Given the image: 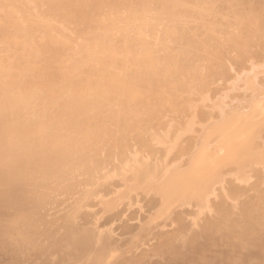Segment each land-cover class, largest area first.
<instances>
[{
	"label": "bare ground",
	"instance_id": "1",
	"mask_svg": "<svg viewBox=\"0 0 264 264\" xmlns=\"http://www.w3.org/2000/svg\"><path fill=\"white\" fill-rule=\"evenodd\" d=\"M0 264H264V0H0Z\"/></svg>",
	"mask_w": 264,
	"mask_h": 264
},
{
	"label": "rangeland",
	"instance_id": "2",
	"mask_svg": "<svg viewBox=\"0 0 264 264\" xmlns=\"http://www.w3.org/2000/svg\"><path fill=\"white\" fill-rule=\"evenodd\" d=\"M176 123H177V122H176ZM173 124L175 125V123H173ZM177 124H178V123H177ZM181 126H182V125H181ZM148 140H149V144H148V145L150 146L149 148H150V150H152V151L154 152V153L152 152V154L150 155V158H152L153 160L151 161L150 159H147V157H146V155H145V154H146V153H145L146 151H145V150H142V151H144V152H141V153H140L141 155H138V158H140V159H138V158L135 159L136 162H137V160L139 161V162H138V165H136L137 163H135L134 160H133L134 163L131 162V163L133 164L132 166L135 165L136 167H140V166L143 167V166L140 165V164L142 163V164L144 165V163H145V165H144L143 168L140 167V170H142V171H143L145 168H146L145 171L147 170V165H146V164H147V163L149 164L150 161H151V164H154V165L156 164V162H155V161H156V158H155V156H152V155H154L155 153L158 154V153L160 152V150H161L160 148H161V146H162V144H161L160 141H158V142L156 141V143L153 141V144H152V143H151L152 140H150V139H148ZM150 143H151V144H150ZM158 143L161 144L160 148H158V146H159ZM154 144H155V145H154ZM156 145H158V146L156 147ZM155 148H157V149H155ZM154 149H155V150H154ZM143 154L145 155V158H146L148 161L145 160ZM141 159H143V160H141ZM154 159H155V160H154ZM141 161H142V162H141ZM146 161H147V162H146ZM131 163H130V164H131ZM151 164H150V166H152ZM139 165H140V166H139ZM154 165H153V166H154ZM132 166H131V167H132ZM135 166H134V167H135ZM134 167H132V168H134ZM136 167H135V168H136ZM148 167H149V166H148ZM143 172H144V171H143ZM126 174H127V173H126ZM119 175H120L119 177H123V176H124L123 174H122V175L119 174ZM117 177H118V176H117ZM117 177H115V178H117ZM119 177H118L117 179H120ZM100 193H103V192H100ZM94 204H95V203H94ZM95 207H96V209L98 210L100 206L98 207L97 205H95ZM96 209H95V210H96ZM100 210H101V207H100ZM98 211H99V210H98ZM56 232H58V233H56V234L54 233V235H56V236H58V235L61 233L60 231H56ZM60 236H61V235H60ZM39 259H40V260H39L38 262L41 263V262H40V261H41V258H39ZM42 263H43V261H42Z\"/></svg>",
	"mask_w": 264,
	"mask_h": 264
}]
</instances>
